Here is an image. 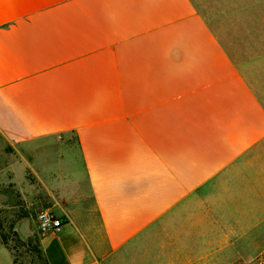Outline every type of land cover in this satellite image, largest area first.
Masks as SVG:
<instances>
[{
    "label": "crops",
    "instance_id": "0c3cea01",
    "mask_svg": "<svg viewBox=\"0 0 264 264\" xmlns=\"http://www.w3.org/2000/svg\"><path fill=\"white\" fill-rule=\"evenodd\" d=\"M0 165L62 222L47 264H231L264 233V0H0Z\"/></svg>",
    "mask_w": 264,
    "mask_h": 264
},
{
    "label": "rangeland",
    "instance_id": "374dc122",
    "mask_svg": "<svg viewBox=\"0 0 264 264\" xmlns=\"http://www.w3.org/2000/svg\"><path fill=\"white\" fill-rule=\"evenodd\" d=\"M10 162V161H8ZM5 166L7 161L1 163ZM22 164L15 165L11 170L15 182L21 181ZM1 168V165H0ZM9 176L0 177V224L3 226V233L7 236V247H9L10 256L1 248L0 263L1 264H43V259L39 252L38 242L42 236L37 230V215L41 211H48L44 208L43 198L41 197V186L35 184V179L26 175L25 180L28 188L26 190L17 187L9 179ZM24 216L21 223L16 227L20 239V243L15 242V238L8 233V226ZM24 220V221H23ZM19 222V221H18ZM17 224V223H16ZM264 230V224L262 225ZM31 235V236H30ZM31 238H28V237ZM262 238L255 241L248 240V248L243 249L241 255L232 256L231 264H264V233ZM28 238V239H27ZM8 250V249H7ZM9 251V250H8ZM12 259V261H11Z\"/></svg>",
    "mask_w": 264,
    "mask_h": 264
},
{
    "label": "built area",
    "instance_id": "2783aa9c",
    "mask_svg": "<svg viewBox=\"0 0 264 264\" xmlns=\"http://www.w3.org/2000/svg\"><path fill=\"white\" fill-rule=\"evenodd\" d=\"M37 230L41 235L51 234L57 232L62 222L55 217L50 211H41L37 215Z\"/></svg>",
    "mask_w": 264,
    "mask_h": 264
},
{
    "label": "trees",
    "instance_id": "16d2710c",
    "mask_svg": "<svg viewBox=\"0 0 264 264\" xmlns=\"http://www.w3.org/2000/svg\"><path fill=\"white\" fill-rule=\"evenodd\" d=\"M23 218H24V216H21L20 218H18V220H16L15 222L11 223L8 226V233H10L13 236V238H15V242L16 243H20L21 245H24V243H22L23 240L20 239L17 231L14 229V226L16 225V223L18 221H20ZM0 245L3 246V247H5L6 249H8L9 252H10L11 249H9V247H7V236H6V234L3 233V226H1V224H0ZM38 247H39V242H38ZM39 252H40L41 257L43 259V264H47L45 258L42 255V252H41L40 248H39Z\"/></svg>",
    "mask_w": 264,
    "mask_h": 264
}]
</instances>
